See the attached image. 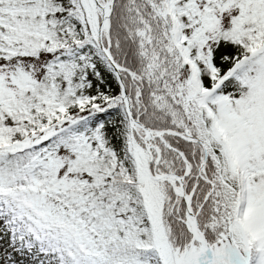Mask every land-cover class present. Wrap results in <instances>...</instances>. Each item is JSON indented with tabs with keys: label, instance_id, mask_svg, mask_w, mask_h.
<instances>
[{
	"label": "snow or ice",
	"instance_id": "1",
	"mask_svg": "<svg viewBox=\"0 0 264 264\" xmlns=\"http://www.w3.org/2000/svg\"><path fill=\"white\" fill-rule=\"evenodd\" d=\"M0 264H264V0H0Z\"/></svg>",
	"mask_w": 264,
	"mask_h": 264
}]
</instances>
